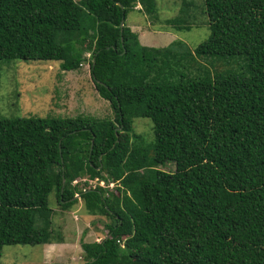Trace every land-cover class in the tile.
<instances>
[{
    "label": "trees",
    "instance_id": "1",
    "mask_svg": "<svg viewBox=\"0 0 264 264\" xmlns=\"http://www.w3.org/2000/svg\"><path fill=\"white\" fill-rule=\"evenodd\" d=\"M194 3L166 20L183 31L206 17L211 36L192 50L145 46L128 25L139 6L158 22L157 0H0V68L78 71L90 54L114 112L0 119V262L6 245L63 243L54 194L111 221L83 242L84 264H264V0ZM83 178L120 185L108 195L73 184Z\"/></svg>",
    "mask_w": 264,
    "mask_h": 264
},
{
    "label": "rangeland",
    "instance_id": "2",
    "mask_svg": "<svg viewBox=\"0 0 264 264\" xmlns=\"http://www.w3.org/2000/svg\"><path fill=\"white\" fill-rule=\"evenodd\" d=\"M194 2L193 12L200 11L201 7H198L202 0ZM182 4L183 0H157L158 22L142 12L139 6L129 14L127 23L138 35L149 33L146 35L148 42L143 39L145 46L164 48L182 41L193 50L210 38L211 31L206 17L199 13L197 24L191 30L178 31L168 26L166 20L179 16ZM49 116L61 119L81 116L114 118L110 103L99 96L92 80L90 54L78 71L64 72L57 63L18 60L0 68V119ZM134 130L149 141L153 139V123L147 118H137ZM163 169L173 172L175 166L169 164ZM104 185L109 195V191H115L120 184L105 180ZM79 186L85 188L81 181ZM49 204L56 211L54 225L63 236V243L51 244L48 251L47 245H6L0 264H84L83 242H102L106 237L110 219L89 215L82 199L65 210L53 194L49 197Z\"/></svg>",
    "mask_w": 264,
    "mask_h": 264
},
{
    "label": "built area",
    "instance_id": "3",
    "mask_svg": "<svg viewBox=\"0 0 264 264\" xmlns=\"http://www.w3.org/2000/svg\"><path fill=\"white\" fill-rule=\"evenodd\" d=\"M83 182L84 183V187H86V183L88 182L90 187H92L93 189L97 188L98 186L104 187V183L105 181L102 179H95V180H89L88 178H83V179H77L73 182L74 185H79V182Z\"/></svg>",
    "mask_w": 264,
    "mask_h": 264
},
{
    "label": "crops",
    "instance_id": "4",
    "mask_svg": "<svg viewBox=\"0 0 264 264\" xmlns=\"http://www.w3.org/2000/svg\"><path fill=\"white\" fill-rule=\"evenodd\" d=\"M138 10H139V9H138ZM136 28H137V27H136ZM140 32L144 33V31H140ZM147 34H149V33L142 34V35L139 34V35H141V37H142V38H141V37L139 36L140 41H141V43H142L143 45L146 44V43H145V44L143 43V39L146 40V42H148V39H147L148 37L146 36ZM50 246H51V245H47V248H46L47 251H48V249L50 248ZM46 256L49 257L48 254H46ZM65 264H66V263H65Z\"/></svg>",
    "mask_w": 264,
    "mask_h": 264
},
{
    "label": "water",
    "instance_id": "5",
    "mask_svg": "<svg viewBox=\"0 0 264 264\" xmlns=\"http://www.w3.org/2000/svg\"><path fill=\"white\" fill-rule=\"evenodd\" d=\"M120 6L122 7V5L120 4ZM124 24H125V20L123 19V21H122V23H121V26H122V28L124 27ZM95 60H94V64H95ZM65 184H66V179H65V176H64V180H63V185H64V187H65ZM63 190H64V188H63ZM78 197V196H77ZM77 197H75V199L77 198Z\"/></svg>",
    "mask_w": 264,
    "mask_h": 264
}]
</instances>
